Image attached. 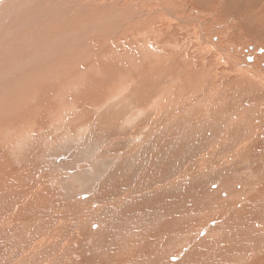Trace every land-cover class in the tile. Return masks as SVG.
I'll list each match as a JSON object with an SVG mask.
<instances>
[{
  "label": "bare ground",
  "instance_id": "bare-ground-1",
  "mask_svg": "<svg viewBox=\"0 0 264 264\" xmlns=\"http://www.w3.org/2000/svg\"><path fill=\"white\" fill-rule=\"evenodd\" d=\"M190 2L197 3V5L201 9L208 10L211 13L215 14V16L213 15L215 18L211 19L212 16L209 13H208L209 17L205 18V19H202L201 15H199L197 17L196 16L189 17L188 16L189 13L187 14L188 10L190 9L192 11H197L196 7H194V6L192 7L189 3H183L182 4V0H0V77H2L4 74L9 73L11 71L17 72L19 70H21V71L24 70V71H22V74L25 73L26 75H30V74L31 75H37L38 74L37 77L39 76V74H42L43 72L45 73V72H49V71H53V70H57V69L59 70V72H60V70L68 72V70L71 69L70 65H68L70 62L68 64H66V62H63V61L65 60V58L72 55L73 51L79 50L80 45L83 44V43H81L82 41H84L88 36H91V35L96 36L100 39H107L110 37L115 38L116 34L124 33L125 28H124L123 24L126 22L127 23L131 22L133 29H135L134 31L135 32L138 31L136 33L130 31V35H127V36H130V38H132L133 36L140 34V30L142 29L144 22L139 21L138 26H137V23L135 24V22H137V21L134 22L135 19L130 14L131 10H130L129 6H132V5H136V6H138V8L140 7L141 10H142V8H143V10L147 9L150 12V14H152V15L153 14L154 15H162V17L163 16L165 17V18L163 17L164 19L163 18L161 20L159 19V23L156 24L157 26L149 25L147 28L148 30L145 28L143 30V33H144V31H147L149 33L152 30L151 28H153V30L158 29L157 31L154 30L156 34L158 33L157 36L160 34L171 35L173 33L172 29H170L172 31V33H171V31L169 32L171 34L165 32V31H167V29L165 27H167L169 25V23H171V22L173 23L174 26H172V25L171 26L169 25V26L171 28L173 27L174 30L175 29H181L184 31L186 29V25L192 24V32L188 31L189 33H191L190 35H188V34H187V36H186V34L180 35L183 37L182 41H178L177 40L178 38H177L176 39V41H177L176 45H172L170 47L168 46L167 49L165 48L164 50H161L162 52L159 51V53H158L157 51H155V52H157V54H154L153 56H150V54H149V52L152 49H155L158 46L157 45L158 42L156 43V45H154L155 44L154 43L153 45L150 44V45L145 46L144 50L146 53V59L144 60V62L142 64V66H143L142 74L141 73H134V72H136V69H135L134 65L130 62H128L127 65H118L120 67L118 69H116V71L118 70L121 72V74L123 73L124 75L134 73V74H132V75H134V77L131 80L129 79L128 81L120 82L116 85H113L110 88H103L104 92H102L99 97L97 95V98H95L93 100L96 101V104L101 105V106L106 105V104H107V106L109 105L110 107L108 106L109 108L107 111L105 108L103 110H105L106 112H109V113L112 112L114 114H116V112H118V111L114 110L117 107L113 106V103H114L113 100H115V103H117V101H120V100L126 102L125 98H126V100H128L127 98L130 97L131 100H128V101H134V100L143 101V103L141 102L143 105L142 107L147 108V109H151L153 111V113L149 114L150 120H149L148 124H151V121H152V124L150 125V127L148 126V128L146 129L147 133L146 132H145L146 134L143 133L144 134L143 137L137 136L138 139L141 138V140L143 142L145 141V143H146V141L154 140L155 139L154 135H156L158 132H160L162 130L161 128H163V129L167 128V130L169 128H171L168 131H171V133H172V132H174L173 130H180L182 128L184 129V127H185L186 129H184V130H187V131L183 133V136L187 137L188 135H191V134H197V135H199V134L204 135L205 134L204 139L210 133L213 132V134H214L215 129H216V131H219L220 132L219 135L210 139L212 141H210L208 138V140L210 142H215V143H212L213 145H215L214 146L215 150H213V149L210 151L208 150L209 152L207 154H204V152H203L204 155L201 156L202 159L197 158L194 161V163L191 166H189L191 168L190 170L193 173H198L199 177L203 176V179H200V180L203 181V180L207 179L206 181H209L215 175V174L213 176L211 175L212 176L211 177L210 174L212 172H221L222 171V169L224 167V165L222 164L223 162H224V164L226 163V165L229 164L230 162H232L233 164L241 163L239 166H235V167H237L235 174H238V175L239 174L243 175L244 173L250 174L251 173L250 171L252 170L253 172H256L259 175H261V176L256 177L254 179V180H256L258 178V179H260L259 180L260 182L258 185H256L257 184L256 182H258V181L255 182L252 179V181L244 182L245 184L241 185L238 183L233 184L229 180H227L226 182L223 181L222 187L227 188L225 190V192H223L225 194L221 193V198L223 200L227 197L230 198L231 196L234 197V195H240L242 190H244L245 194L247 195L246 196L244 194L246 196V198L244 200L242 199L243 203H241V204H237L239 201L241 202L240 199L236 200L238 202H234V199H233V201L228 202L231 205L236 204L234 207L235 210H234L233 206H231L232 209L230 208L227 211L226 205L214 207L213 206L214 204L212 203L211 206H213V207L210 206L211 207V209H210V207L208 206V208L204 212V210H203L204 206L203 205H198V204L196 205V206H198L197 210L199 211V213L203 217L200 220V222L198 221L200 223V225H196L191 229H192V234L197 236V238L199 239V244L201 245V251L199 250L200 252L196 253L197 256L194 255L195 249H196L195 248L196 246L194 244L196 242H193L191 240L194 244L191 245L190 248H188V247L186 248L188 250H190V249L192 250V260H191L192 262H190L188 264H200L199 262H202V261L205 262L204 264H221L220 260L216 259L217 256L215 254L216 249L218 247L219 248L221 247L224 249V255L226 256V258L229 257L231 259L232 264H264V167L260 166V168H259V166L256 164V163H258L259 165L260 164L264 165V98L262 96V94H264V63L260 67H257L255 59L253 62V58L251 56L252 55L251 51H249V52L246 51L247 55L245 57V54H243L241 52L240 53L237 52V50H238L237 44H234V45L231 44L230 45L228 43L229 39L228 40L226 39L227 36H226V31H224V29L221 30L222 32L219 30L220 32L218 31V33H217V30H218L219 24H220L219 22H222L224 24V22H229V20L231 19L235 23H237V26H238V28H233V29H235V38L238 39L239 35H241L242 33H243L244 37H247V40L243 43V44H245L246 49L251 46L253 49L260 47L264 50V0H194V1H190ZM118 4H120V7L118 6ZM169 5H170V7L172 5H175L174 7H177L176 10H177L178 14L179 13L183 14V16L180 18L182 24H179V25H181V26H178L177 24H175V23H178L179 20L176 19L174 16H173V20L172 21L170 20V17L168 14L170 12H169V9L167 8ZM133 7L134 6H132V8ZM166 8H167V10H166ZM142 11H141V13H142ZM135 12H136V10H135ZM200 12H201V10H200ZM202 12H204V11H202ZM136 14H137V12H136ZM147 14H148V12L146 13V15ZM132 15H133V13H132ZM152 15H151V17H152ZM167 16L169 17V19ZM202 16H203V13H202ZM141 17H143V15L140 16V18ZM137 18H139V17H137ZM166 18H167V21H166ZM150 20H151V18H150ZM168 21H169V23H168ZM202 22L205 24L204 29L201 28ZM129 24L130 23H128V25ZM165 24H166V26H165ZM232 24H234V23H232ZM212 26L214 27L216 32L211 28ZM127 28H129V27H127ZM228 29H229V27H228ZM15 30H21V31L15 32ZM189 30H191V29L189 28ZM128 31H129V29H128ZM154 31H152V32H154ZM160 31H161V33H159ZM125 33H126V31H125ZM148 33L146 35L150 34V33L149 34ZM174 34L176 36V32L173 33V36H174ZM82 36H83V38H81ZM232 36H234V35H232ZM121 37H123V36H120V38ZM174 37H173V39H174ZM182 37H181V39H182ZM213 37H217V39H214ZM114 38H113V40L116 39V38L115 39ZM143 38L144 37H142V39ZM168 38L173 40L170 37H168ZM6 39L8 41H6ZM91 40L92 39H90V41ZM132 41H131V43H132ZM139 41H140V39H139ZM155 41H156V39H155ZM141 42H142V40H141ZM149 42H150V40H149ZM110 43H112V42H110ZM137 43H139V42H137ZM143 43L146 44V42H143ZM173 43H174V40H173ZM124 44H126L125 38L124 39H117L116 43L114 42V44L112 46L114 49V45H115V49L118 52V55H116L115 57L116 58L122 57V60H120V61H128L129 59H131L130 57H128V54H123L122 50H125L127 48L134 50V48H135V47H133V45L129 46L127 44L126 46H124ZM165 44H166V41H165ZM108 45H107V47H108ZM181 46H183V47H181ZM158 47H160V46H158ZM254 53H258V51L254 52ZM74 54H75V52H74ZM232 55H236L237 57H231ZM247 56H249V57H247ZM256 56L254 54V57H256ZM135 57H137V56L135 55ZM125 58H127V59H125ZM71 60H72V57H71ZM153 60H156L158 62V65H159L158 67H157V65L153 66ZM257 63H260V62H257ZM10 69H13V70L9 71ZM25 69H27V70L25 71ZM19 73H21V72H19ZM73 73L76 74V72H73ZM53 75H56V73ZM56 76H58V75H56ZM71 77H73V76H71ZM110 77H111V75H110ZM59 80L64 81V79H61V78ZM65 80H66V78H65ZM3 81H2V83H3ZM33 81H35V80H33ZM2 83L0 84V89H1ZM72 83H71V85H73ZM36 85L37 84H35V86ZM72 88H73V86H72ZM76 88L77 89H75V91H74V89H72V90L74 92H76V90H79L80 89L79 85ZM132 88H133V90H132ZM9 93H10V91H9ZM56 93H58V92H56ZM63 93L65 94V92H63ZM69 93H70V95L72 94V96L74 97V95L75 94L77 95L78 92L72 93V91H71ZM127 93H130V95L125 97L124 95ZM8 94L6 93L7 97L10 96V94L9 95ZM81 94H82V92H81ZM78 96L77 97L79 99V102H82V101H80L81 100L80 95H78ZM3 97H2V99H3ZM66 97L67 96L65 95V98ZM71 98H70L71 102H68V103H71V106H73V105L77 106L75 103H78V102H74V101H77L78 99L77 100H71ZM4 99H5V97H4ZM41 100H43V99H41ZM93 100H91V101H93ZM15 101L16 100H13V101L10 100V102H8V103L5 101V103L14 106ZM121 101H120V104H121ZM0 102H1V98H0ZM5 103H3V102L0 103V111L2 110L3 104H5ZM35 103H36V101H35ZM43 103L41 105V109L46 110L45 108H42ZM17 104L19 105V103H16V105ZM31 105H30V107L33 109L34 106L32 107ZM66 105H67V103H66ZM66 105L64 104V106H66ZM124 105H126V104H124ZM37 106H39V104ZM116 106H117V104H116ZM66 108H68V107L66 106ZM21 109H23V108H20V111H21ZM27 109H28V107H27ZM41 109L39 108L40 111H42ZM49 109H50V106H49ZM123 109H126V108H123ZM3 110H6V109H3ZM10 110H11V107H10ZM51 110H52V113L54 111H57V110L60 111V107L58 109L52 108ZM62 110L64 111L63 108H62ZM43 111H42V113H43ZM119 111H121V109ZM22 112H23V110H22ZM29 112H30V110H29ZM122 112H124V111H121V113ZM125 112H127V111H125ZM9 113H10V111H9ZM46 113H44V115ZM121 113H119V114H121ZM55 114H56V112H55ZM63 114H65V113H63ZM67 114H66V117H67ZM119 114H116V115H119ZM128 114H130V113H128ZM128 114L126 113L127 118H128ZM143 114H145V113H143ZM31 115H33V114H31ZM31 115H29V116H31ZM122 115H123V113H122ZM146 115L148 116V114H146ZM29 116L28 115H26V117H24V116L23 117H20V116L13 117L12 116L11 118H8L7 115L5 116V115L0 114V153L8 145L11 144V141L7 140L4 137L10 136L11 138H17L21 134H24L27 136V135H30L28 133L29 128L33 127V129L35 130L34 124H35L36 119L34 118V120H35L34 121ZM145 116H144V118H145ZM37 117H39V116H37ZM140 117H142V115ZM40 119H41V117H40ZM57 119L58 118L54 119L55 122L57 121ZM63 119H66V118H63ZM41 120H43V119H41ZM216 120H219L222 123H224L226 128H224L223 134H222V131L219 129L221 127H210L209 123L210 122L215 123ZM212 121H214V122H212ZM48 122L50 123V121H48ZM62 122H61V126H62ZM49 123L47 125H49ZM129 125L131 127L133 124H129ZM196 125L201 126V127L199 126L201 128L200 131H199V129L196 128ZM44 126H46V125H44ZM214 126H217V125H214ZM133 128H134V126H133ZM241 129H242V131H243V129H245L246 131H244V132H246V133H244V132L242 133L241 131H240L241 134L238 133V130H241ZM163 133H164V135H166L165 132H163ZM169 133H167V134L169 135ZM235 133L240 138L242 136L244 137L245 135H248V136H246L244 139L242 138V140H244L242 142H238V140H237V142L239 143L238 146L231 144L233 151L227 155V158H224V161L221 160V161H223L222 163L220 161H218L217 165L212 164L213 162H216V161H213V159H212V162H211L210 159H208V158H212L210 156L215 157V155L217 154L216 148L225 146L228 141L233 140ZM131 135H133V134H131ZM139 135H141L140 132H139ZM237 136H235V138H237ZM49 137H51V136H49ZM195 137L198 138L197 136H195ZM41 138H43V137H41ZM178 138H180V137H178ZM189 138H190V136H189ZM196 138H195V140H196ZM165 139H166V137H165ZM48 140H50V139H48ZM185 140H186V138H185ZM185 140H184V142H185ZM206 140H207V138H206ZM142 141H140V142L142 143ZM169 141H170V138L168 139V142H167L168 144H169ZM172 141H173V139H172ZM187 141H189V139ZM191 141H192V143L194 142L192 139H191ZM200 141H201V139H200ZM158 142H159V139H158ZM234 142H236V140ZM163 143H164L163 145H165L166 142H163ZM185 143L187 144V142H185ZM201 143H202V141H201ZM45 144H47V143H45ZM61 144H63V143H61ZM137 144H140V143H137ZM168 144H166L165 147H168L169 146ZM178 144L180 145V143H178ZM204 144H205V140H204ZM154 145H156V144H154ZM201 145H202L201 147H203V143ZM151 146H152V144H151ZM172 146H174V144ZM176 146H175V148L178 147V146L177 147ZM138 147H139V145H138ZM182 147L180 148L181 150L185 146L183 148ZM86 148H87V145H86ZM156 148H157V146H156ZM161 148L165 149L164 147H161ZM198 148H197V150H198ZM225 148H227V147H225ZM48 149H50V148H48ZM88 149H89V147H88ZM136 149H137V147L133 149L134 151L132 150V153L135 152ZM147 150L150 151V148ZM154 150H156V149H154ZM184 150H185V148H184ZM156 151H155L154 155L156 154ZM172 151H174V150L172 149ZM44 152H45V150H44ZM95 152L97 153V151H95ZM151 152L152 151H150L148 153L151 154ZM162 152L164 153L165 150ZM182 152H183V150H182ZM193 152H194V150H193ZM196 152H199V151H196ZM148 153H147V155H149ZM158 153H160L159 150L157 152V156H158ZM169 153L171 154L172 152H169ZM127 154H129V153H127ZM154 155H153L154 162H156L161 157V155H159L160 157L157 160L155 159L156 155L155 156ZM190 155H192V153ZM78 156H79V154H78ZM128 156H130V155H128ZM176 156L174 155V157H176ZM182 156L183 157L185 156L184 153ZM187 156H189V155H187ZM217 156H218V154H217ZM220 156H221V154H220ZM220 156H218V157L220 158ZM162 157H164V156H162ZM177 157H179V156H177ZM151 158H152V156H151ZM187 158L185 160H187ZM164 159H165V157H164ZM173 159L176 162V159L175 158H173ZM78 160H80V159H78ZM169 160L171 162H173V160H171V159H169ZM179 160H180V158H179ZM214 160H219V159L217 158ZM152 161H150V162H152ZM166 161L167 160H165L163 163H165ZM170 161H169V163H170ZM204 163L206 164V166H204ZM232 163H231V165H232ZM251 163H255L258 168H254L255 167L254 165H253L254 167H252ZM153 164H155V163H153ZM149 165H150L149 167H151V164H149ZM161 165H164V164H162V162H161ZM172 165H174V164H172ZM56 166H58V165H56ZM91 166H93V165H91ZM197 166H199V168H197ZM4 167L7 169L6 166H4ZM152 167H153V165H152ZM173 167H175V166H173ZM204 167L208 168L205 172L202 171L203 169L205 170ZM154 168L155 167L151 168V170H153ZM3 169L4 168H0V184H4L5 182H10L9 178L1 177V175L3 174L2 173ZM177 169H176V171H177ZM168 171H169V169H168ZM209 172H211V173H209ZM237 172H240V173H237ZM7 174L5 172L6 176H7ZM154 174H157V173H153V175ZM183 174H185V173L183 172ZM196 175L192 174V176H196ZM12 176H9V177H12ZM165 176L162 175V177H160V178H165ZM234 177H236V175H234ZM14 178H15V176H14ZM182 178H183V176H182ZM187 178H190L189 173H188ZM220 178L222 179V176ZM247 178H252V177H248L246 175V179L244 181H246V180L248 181ZM12 179H13V177H12ZM151 179L153 181L157 182L156 181L157 179L156 180L154 178H151ZM214 179H215V181H217V179L215 177H214ZM240 179H242V177ZM200 180H198V181H200ZM158 181L160 182V179ZM162 181H163V179H162ZM184 181H185V179H184ZM190 181H192V180H190ZM215 181H213V182H215ZM58 182H61V181H58ZM186 182L188 183L187 180H186ZM194 182H196V181H194ZM215 183H217V182H215ZM179 184H181V183H179ZM191 184L192 183H190V185ZM213 184H212V187L215 190L216 188H214L215 185L213 186ZM183 185H185V184H183ZM104 186H106V185H104ZM24 189H25V187H24ZM48 189H50V187ZM91 189H93V188H91ZM2 190H4V189H2ZM188 190H189V187H188L187 191ZM207 190H205V191H207ZM104 191H105V189H104ZM210 191L211 190L209 188V192ZM217 191L219 193V190H217ZM217 191H215V192L217 193ZM4 192H5V190H4ZM192 192H195V191H192ZM192 192H190L191 196H192ZM197 192L198 191L196 190L195 193L197 194ZM204 192H202V197H203ZM211 192H213V191H211ZM37 193L38 192H34L32 194L35 197ZM216 193H215V195H216L215 197H217L220 194L219 193L217 195ZM97 194H99V193L97 192ZM106 194H107V192H106ZM207 194H209V193H207ZM37 195L39 197V194H37ZM186 195H188V194H186ZM193 195H194V193H193ZM33 196H31V198H33ZM205 196H206V193L204 194V197ZM211 196H212V194L210 196H208V197L206 196V197L211 198ZM213 196H214V194H213ZM112 197H114V196H112ZM194 197H198V196H194ZM215 197H213V198H215ZM238 197L239 196H237V198ZM41 198H42V196H41ZM41 198L39 200H41ZM114 198H117V197H114ZM199 198H200V196L198 197V199ZM203 198H201V199H203ZM33 199H35V198H33ZM43 199H45V197ZM91 199L95 200L97 202V204L93 203ZM91 199L87 198V197L79 198V202L81 204H83L85 207L79 206L81 208H77L78 207V205H77V207L75 208V211H73L75 215L78 214V218H77L78 227L80 226L82 229L86 226L90 227L92 230H93V228L95 229V226H94V224H96L95 221H99L100 219H102L105 216L104 210L102 209L104 207H103V205L99 204V203H101L100 198L98 199L94 196L93 197L91 196ZM222 199H221V201L223 204ZM51 200H53V199H51ZM71 200L73 202V199H71ZM194 200H192L194 204L196 202H198V200L197 201H194ZM214 201H215V199H214ZM221 201L219 203H221ZM28 202H30V201H28ZM205 202H207V201H205ZM41 204H42V202H41ZM65 204H62V205H65ZM183 204L185 205V203H183ZM183 204H182V206H183ZM192 204L189 203V205H192ZM199 204H200V202H199ZM204 204H206V203H204ZM90 205H93V206H90ZM69 206H70V204H69ZM180 206H177L175 208H179ZM196 206H192L193 209ZM23 207H25L24 204L21 205V208H23ZM51 209H52L51 212L54 211V213L61 212L58 210V207H55V206H53ZM142 209H143V207H142ZM142 209H141V211H142ZM208 209L210 210L209 211L210 213L211 212L214 213L213 216L207 215ZM19 210H21V209L18 208L14 212H5L4 211L5 213L3 212L1 214L4 217V220L2 221V223H1L2 225H0V226L2 227L3 223H6L5 226H7V229L4 226L3 227L5 228L6 231L4 230V228H3V230L1 227L0 228L2 231H4V232H2V234H4V233L8 234L7 240H9L10 242L8 244H6V242H5V244L8 245L6 247L12 248V246H14V247L21 248L23 250V252L25 253L24 258L22 257V255L17 256V254L19 255L20 253L14 251L15 249L13 250V248H12V249H9L8 251H6V252H11V255H9L8 257H5V259L6 258L9 259V257L17 256V258L20 257L19 263H27V264H130L129 263L130 259L134 258L135 253H137V252H135L133 255V252L136 249V248H134L135 247L134 242H131V241L126 242L125 241V243H121L120 241L116 242L114 239L118 233H121L122 230H120V228L122 226L125 227L127 225V220H130L129 217L125 219L126 222L123 220V223L121 226H116L117 221L113 220V222L110 225V231L109 232L104 230L103 232L99 233L97 231V229L95 231H93V233H91V238L94 241V243H93V246H91V247L87 248L86 245L84 244L82 249H79V247L83 245V240L79 235L75 236V237L80 238L79 246H75V248L72 251H68V253H70V252L73 253L72 256L70 254H68L67 252H65L64 257H61L59 254L49 253V252H53V251H58L61 248H58L55 245H50V247L44 246L42 243H44V244H48V243L52 244V243L50 241L47 242V241L40 240L38 236L36 237V235L32 234L33 233L32 229H30L29 227H25L22 223H20V222L15 223V224L13 223L12 219L18 214ZM24 210L26 211V209H23V211ZM30 210H32V209H30ZM37 210H36V212H37ZM130 210H131V207H130ZM133 210H134V208H133ZM189 210H191V209H189ZM23 211H22V213H23ZM83 211H86V213H83ZM65 212H68V211H65ZM194 212H195V209H194ZM227 212H228V214H227ZM24 213L28 214L29 212H24ZM33 213H35V212H33ZM126 213H129V212L127 211ZM182 213H184V212H182ZM203 213H204V215H203ZM234 213L238 217L234 216ZM41 214H40L41 217L44 216ZM67 214L68 213L65 214V217H68ZM74 214H72V215H74ZM184 215H185V213H184ZM29 216L31 217V215H29ZM45 216H46V214H45ZM244 216H246V219L243 218ZM49 217H51V216H49ZM52 217H53V219H55L56 214H55V217L54 216H52ZM26 218H29V217H26ZM26 218H24V219H26ZM42 218H44V217H42ZM61 218H63V217H60V220H59L60 222H61ZM21 219L23 220L22 217H21ZM69 219L67 218L66 222ZM205 219H209V220L215 219L216 220L215 222L217 224L211 226L210 229H207L205 231L202 229L203 230L202 231L201 228L204 227L206 224ZM71 220H72V218H71ZM44 221H42V223ZM63 221H65V219H63L62 222ZM46 222H45V224H46ZM55 222L58 225L60 224L56 220H55ZM66 222H64L63 224H65ZM154 223H155V221H154ZM47 224H48V226L52 227V225H49V223H47ZM39 226H40V224H39ZM53 227H54V225H53ZM32 228H34V227H32ZM40 228L41 227H39V230H40ZM46 228L47 227H45V229ZM57 228H58V226L57 227L55 226L53 231H55V229H57ZM66 228H68V227H66ZM75 229H76V227H75ZM87 229L85 231H87ZM7 230H8V233H7ZM43 230H44V228H43ZM50 230H49V232H50ZM62 230H66V229L62 228ZM47 231L48 230H46V232H45V230H44V232H45L44 234H46ZM56 231L54 233L58 234L57 233L58 231L57 232ZM174 231L175 230H173V232ZM73 232H74V230H73ZM159 232H162V231H158V234H160ZM177 232H178V230H177ZM179 232H180V230H179ZM225 232H227V233H225ZM38 233H36V234H38ZM40 233L43 234L42 231ZM80 233H82V232H80ZM30 234H32V235H30ZM52 234L49 236L51 237ZM95 234H97L96 239L93 238V236ZM178 234H180V233H178ZM186 234L187 233H185V235ZM68 235H69V232H68ZM45 236L46 235H42L41 237H45ZM109 236L111 237L110 240L108 239ZM188 237H191V236H188ZM47 238H48V240L51 239V238L49 239V237H47ZM186 238H187V236H186ZM53 239H55L54 234H53ZM68 239H69V237H68ZM102 239H105L104 240L105 244L108 242V240H109V242H112V247L105 249V248H102L101 246H99V244L102 243ZM195 239H196V237H195ZM186 240H189V238ZM55 241H57V240H55ZM183 241H185V238ZM188 243H190V242L188 241ZM11 244H12V246H11ZM64 247H65V245H64ZM53 249H56V250H53ZM62 249H64V248H62ZM88 249H91V250L89 251ZM1 252H2V249H1ZM138 253H142V252L139 250ZM188 253H191V252H188ZM2 254L3 253H1V255ZM76 254H78V256ZM150 256H151V254H150ZM1 257H4V256H0V258ZM136 257H137V259L142 258V257L138 258V254L136 255ZM143 258H144V256H143ZM146 258H149V257H146ZM3 259L0 261L3 262L4 261ZM14 259H16V257Z\"/></svg>",
  "mask_w": 264,
  "mask_h": 264
},
{
  "label": "rangeland",
  "instance_id": "rangeland-1",
  "mask_svg": "<svg viewBox=\"0 0 264 264\" xmlns=\"http://www.w3.org/2000/svg\"><path fill=\"white\" fill-rule=\"evenodd\" d=\"M190 1H194V0H190ZM190 1L189 0H182V4L183 3H189L192 7L193 6L196 7L197 11H192L190 9L188 10L187 14L189 13L188 14L189 17H194V16L197 17V16L201 15L202 19H205V18H208L209 17L208 15L210 14L212 16L211 19L215 18L214 17L215 14L211 13L208 10L201 9L197 5V3H192ZM118 6L120 7V4H118ZM132 6L135 7L136 5H132ZM132 6H129L130 10H131L130 14L132 17H134V19H135L134 22L137 21V22H135V24L137 23V26H138L139 21L144 22L143 23L144 25H143L142 29L140 30V34L135 35L132 38H130V36H127V35H130V31L134 32V33L138 32V31H136V32L134 31L135 29H133L131 22H128V23H130L129 24L130 26L126 22L123 24V26L125 28L124 30L126 31V33L124 31V33H122V34L121 33L116 34L115 35L116 39L114 37H110L111 39L107 38L108 40L107 39H100L96 36L91 35V36H88L84 41H82L81 43H83V44L80 45L79 50L73 51V54L69 56L70 58L67 57L63 61V62H66V64H68L70 62L68 65H70L71 69L68 70V72L63 71V70H60V72H59V70L57 69V70H53V71H49V72H45V73L43 72L42 74H39V76L37 77L38 74L37 75H31L30 74L31 75L30 76V75H26L25 73L22 74V71H24V70H22V71L19 70L16 72V71H11L13 69H10L9 71H11L12 73L9 72V73L4 74L2 77H0V84L4 80L2 83L1 89H0L1 102L5 103V101H6L8 103V102H10V100H12V101L16 100L14 102V104H15L14 106H12L10 104H6V103H5L6 105L3 104V108L0 111V114L5 115V116L7 115L8 118H11L12 116L13 117H16V116L26 117V115L29 116V115L33 114L34 116L31 115L29 117L32 118L33 120H34V118L36 119V121L34 120L35 121V124H34L35 130L33 129V127H31V128H29V132L27 131L30 135L26 136L24 134H21L17 138H11L10 136L4 137L7 140L11 141V144L8 145L2 151L3 153L2 152L0 153V160H1L0 161V168L5 169V170L4 169L2 170L3 174L1 175V177L9 178L10 182H5L4 184H0V188H1L0 189L1 190L0 191V221H1L0 225H2L1 223L4 220L3 215H1L4 211L5 212H14L19 208L21 210L18 211V214L16 215L17 217L15 216L12 219L13 223L14 224L18 223V222L22 223L25 227H29L30 229H32V232H33L32 234L36 235V237L38 236L40 240L47 241V242L50 241L52 243V244L42 243L44 246L50 247V245H55L58 248H61L58 251H53V252H49V253L59 254L61 257H64L65 252L68 253V251H72L75 248V246H79L80 238L75 237V236L79 235L83 240V245L80 246L79 249H82L84 244L86 245L87 248L91 247V246H93V243H94V241L91 238V233H93V231H95L97 229V231L99 233L103 232L104 230L109 232L110 231V225L113 222V220L117 221L116 226H121L123 223V220L126 222L125 219L129 217L130 220H127V225L125 227L122 226L121 227L122 229L120 228V230H122L121 233H118L114 239L116 242L120 241L121 243H125V241L126 242L131 241V242L135 243L134 248H136V249L133 252V255L135 252H137V253H135L134 258L130 259V262H129L130 264H166V263L167 264H188V263L192 262L191 261L192 260V250L191 249L188 250L186 248L187 247L190 248V246L194 244L193 242H196L194 245L196 246L195 248L197 250L195 249L194 255L197 256L196 253L201 251V245L199 244V239L197 238V236L192 234V229H191L196 225H200L199 222L203 217V216H201V214L197 210L198 206H196V205L197 204L203 205L204 206V208H203L204 212L208 208V206L210 207L212 205V203L214 204L213 205L214 207L226 205L227 211H228V209H230V208L232 209L231 206H233V208H234L236 205V204L231 205L228 202L233 201V199H234V202H238L236 200L240 199L241 202L239 201L237 204H241V203H243L242 199L244 200L247 195L245 194V191L242 190L240 195H234V197L231 196L230 198L227 197L223 200L221 198V193L225 192V190L227 189L226 187L225 188L222 187L223 181L226 182L227 180H229L233 184L238 183V184L243 185V184H245L244 182H250V181H252V179L254 180L256 177H259L261 175H259L256 172H253L252 170L250 171L251 172L250 174H246V173H244L245 175L244 174L243 175L235 174V171L237 169V167H235V166H239L241 163L233 164L232 162H230L229 164L226 165V163L224 164V162H223L224 158H227V155L233 151L231 144L238 146V144H239L238 142L244 141V140H242V138L244 139L248 135H245L244 137L242 136L240 138L235 133L233 140L234 141L236 140V142H234L233 140L228 141V142L226 141L227 144L225 146L217 147L216 151H217L218 156H220V154H221V156H220L221 159L217 156V154L215 155V157L210 156L212 158H208V159H210L211 162H212V159H213V161H216V162L212 163L214 165H217L218 161H220L221 163L223 162L222 164L224 165V167H223L221 172H212V173L209 172V173H211L210 176L211 175L213 176L214 174L216 175V176L214 175L213 177L211 176L212 177L211 180L206 181L207 180L206 179V180L202 181L200 179H203V176L199 177L198 173H193L190 170L191 168L189 166H191L197 158L202 159L201 156H203L204 154H207L212 149L215 150V147H214L215 145L212 144L215 142H210V141H212L210 139L219 135V133H220L219 131H216V129H215L214 134L212 132L206 136V138H207V140H206V138L204 139L205 134L204 135L191 134V135L187 136L188 138L183 136V133L187 131V130H184V129H186L185 127H184V129L182 128L183 130L182 129L173 130L174 132H172V133H171V131H168L171 128H169L168 130H167V128H164V129L161 128L162 130L160 132H158L156 135H154L155 137L153 136L155 138L154 140L146 141V143H145V141L143 142L141 140V138L138 139L137 136L143 137V135H144L143 133H145V132L147 133L146 129L148 128V126L150 127V125L152 124V121H151V124H148L149 120H150L149 114L153 113V111L151 109H147V108L142 107L143 101H137V100L128 101V100H131V98L128 97L127 98L128 100H126V98H125L126 102L120 100L121 101V104H120V101H117V103H115V100H113V102H114L113 106L117 107L114 110L118 111V112H116V114H119V113H121V111H124V112H122L123 115H122V113L119 115H116L112 112L111 113L106 112L108 110V108L110 107L109 105H108L109 106L108 107L107 104L102 105V106L96 104V101L93 99L97 98V95L99 97L100 94L102 92H104L103 88H110L113 85H116L120 82L128 81L129 79L131 80L134 77V75H132L134 73H141L142 74V69H143L142 64H143L144 60L146 59V53L144 50L145 46L150 45V44L153 45L154 43H155L154 45H156V43L158 42L157 45L160 47L157 46L156 47L157 49L156 48L152 49L149 52L150 56H153L154 54H157V52L158 53H159V51L162 52L161 50H164L165 48L167 49L168 46L170 47L172 45H176L177 44V41H176L177 38H178L177 39L178 41H182L183 37L180 35L186 34V36H187V34L188 35L191 34L189 32H192V24L186 25L185 31L181 30V29H175L174 30L173 27L172 28L170 27L171 25L174 26L173 23L171 22L173 20V16L179 20V22L175 23V24H177L178 26H181L179 24H182L180 18L183 16V14L182 13L178 14V12L176 10L177 7H174L175 5H172L171 7L169 5L167 8L169 9V12H170L168 14H169L171 23H169V21H168L170 26L168 25L169 27L168 26L165 27L167 29V31H165V32L169 33L171 31L170 29H172L173 33L176 32V36L174 34V36L176 38L173 36L172 31H171L172 34L169 33L172 36L168 35V34H165V35L160 34L157 36L158 33L156 34L155 31H157L158 29H154L155 30L154 31L153 28H151L152 30L150 29L151 30V32H149L150 34L147 31H144V33H143V30L145 28L147 29L149 25L157 26L156 24L159 23V19L161 20L164 16L162 17V15H154V14L152 15V14H150V12L147 9L143 10V8H142V10H143L142 11L140 7H139L140 8L139 9L138 6H136L135 8L134 7L132 8ZM167 8H166V10H167ZM134 9L136 10L137 14H136ZM200 10H201V12H200ZM141 11H142V13H141ZM202 11H204V12H202ZM147 12H148V14H147L148 16L146 15ZM132 13H133V15H132ZM202 13H203L204 17L202 16ZM141 14L143 15V17H141L142 19L140 18V16H142ZM151 15H152V17H151ZM136 16L139 17L140 19L137 18ZM149 17L151 18L152 21L150 20ZM169 17H168V19H169ZM166 21H167V18H166ZM219 23L220 24H219V28L217 30V33L219 30L221 31L222 29H224V31H226V36H227L226 39L227 40L229 39L228 43L230 45L231 44L232 45H234V44L238 45L237 52H239V53L241 52V53L245 54V57H246V55H247L246 51L247 52L251 51L252 53L251 52L250 53L252 55L251 54L250 55L253 58V62H254V59L256 60V66L257 67H260L264 63V60H263L264 59V50L262 48L258 47L259 49L258 48L253 49L250 46L249 47L250 49L247 48L248 49L247 50L245 47V44H243L247 40V37H244L243 33L241 35H239L238 39L235 38V29H233V28H238L237 23H235L231 19L229 20V22H224V24L222 22H219ZM232 23H234V24H232ZM126 26L129 28H127ZM165 26H166V24H165ZM204 26H205V24L202 22L201 28L204 29ZM228 27H229V29H228ZM189 28L191 30H189ZM211 28L215 31L213 26ZM128 29H129V31H128ZM20 31L21 30H15V32H20ZM152 31H154V32H152ZM147 33L149 35H146ZM159 33H161V31ZM232 35H234V36H232ZM120 36H123V37L120 38ZM141 36L144 37L143 38L144 40L142 39ZM151 36L152 37L154 36V37L152 38ZM168 37H170L172 39L174 37V39H173L174 43H173V40L169 39ZM181 37H182V39H181ZM81 38H83V36ZM113 38L115 40H113ZM124 38H125V43H126V44H124V46H126L128 44L129 46L133 45V47H135L134 50L128 49V48L125 50H122L123 54H128V57L131 58L128 61H120V60H122V57L116 58L115 56L118 55V52L115 49V45H114L115 50L112 47L114 42L116 43L117 39H124ZM213 38L217 39V37H213ZM90 39H92V40L90 41ZM139 39H140V41H139ZM155 39H156V41H155ZM141 40H142V42H141ZM149 40H150V42H149ZM6 41H8V40L6 39ZM131 41H132V43H131ZM136 41L139 43H137ZM165 41H166V44H165ZM110 42H112V43H110ZM143 42H146V44ZM107 45H108V47H107ZM181 47H183V46H181ZM155 51H157V52H155ZM257 51H258V53H254ZM74 52H75V54H74ZM254 54H255V56L256 55L257 56L254 57ZM135 55L137 57H135ZM71 57H72V60H71ZM231 57H237V56L232 55ZM247 57H249V56H247ZM125 59H127V58H125ZM128 62H130L134 65L136 72H134L132 74L124 75L123 73L121 74L120 71H118V70L116 71V69H118L120 67L118 65H127ZM257 62H260L261 64L257 63ZM155 65H157V67L159 66L158 62L156 60H153V66H155ZM26 70L27 69H25V71ZM19 72H21V73H19ZM73 72H76V74ZM55 73L58 76L53 75ZM110 75H111V77H110ZM71 76H73L74 78ZM30 77L31 78L33 77V78L31 79ZM60 78L64 79V81L59 80ZM65 78H66V80H65ZM33 80H35V81H33ZM70 82L71 83L73 82L72 83L73 85H71ZM76 83L79 85L80 89L78 88L79 90H76V92H74L75 89H77L76 87H78V85ZM35 84H37V85L35 86ZM66 84L67 85L69 84L68 85L69 87ZM72 86H73V88H72ZM72 89H74V91ZM132 90H133V88H132ZM9 91H10V93H9ZM71 91H72V93H77V92L78 93H77V95L75 94L73 97L72 94L70 95V93H69ZM56 92H58V93H56ZM63 92H65V94ZM81 92H82V94H81ZM6 93L7 94L9 93L10 96L7 97ZM65 95L67 96L66 98H65ZM78 95H80V98H81L80 101H82V102H79V99H78L79 96ZM128 95H130V93H127L124 96L127 97ZM3 96L5 97V99ZM262 96L264 98V94H262ZM2 97H3V99H2ZM70 98H71V100H77L78 99L77 101H74V102H78V103H75L77 106H74V105L71 106V103H68V102H71ZM41 99H43V100H41ZM91 100H93V101H91ZM35 101H36V103H35ZM16 103H19V105L18 104L16 105ZM42 103H43L42 108H45L47 111L44 109H41ZM66 103H67V105H66ZM29 104L30 105L32 104L31 105L32 107L34 106L33 109L30 107ZM38 104L40 107L37 106ZM64 104L68 108H66V106H64ZM116 104H117V106H116ZM124 104H126V105H124ZM49 106H50V109H49ZM10 107H11V110H10ZM27 107H28V109H27ZM59 107H60V111L57 110V111H54L52 113V110H51L52 108L58 109ZM20 108H23V109H21V111H20ZM39 108L42 111L44 110L43 113H42V111L39 110ZM62 108L64 109V111L62 110ZM104 108L106 109V111L103 110ZM123 108H126V109H123ZM3 109H6V110L8 109V110L6 111ZM120 109H121V111H119ZM22 110H23V112H22ZM29 110H30V112H29ZM9 111H10V113H9ZM125 111H127V112H125ZM55 112L58 116L55 114ZM44 113H46L49 117L45 114L47 116L46 117L44 115ZM63 113H65V114H63ZM126 113L127 114L130 113L131 115L128 114V118H127ZM143 113H145V114H143ZM66 114H67L68 118L66 117ZM146 114H148V116ZM36 115L39 117H37ZM141 115H142V117H140ZM144 116H145V118H144ZM40 117L43 120H41ZM55 118H58L56 122L54 120ZM63 118H66L68 121L66 119H63ZM48 121H50V123ZM216 121H215V123L210 122L209 123L210 127H221L219 129L222 131V134H223V130H224V128H226L224 123H222L219 120H216ZM61 122H62V126H61ZM212 122H214V121H212ZM48 123H49V125H47ZM43 124L46 126H44ZM129 124H133V125L130 127ZM214 125H217V126H214ZM133 126H134V128H133ZM199 126L200 125H196V128L199 129V131H200L201 126L200 127ZM240 131L243 133L246 130L245 129H243V131H242V129L238 130V133H240ZM139 132L141 133V135H139ZM163 132H165L166 135H164ZM167 133H169V135ZM244 133H246V132H244ZM131 134H133V135H131ZM49 136H51V137H49ZM164 136L166 137V139ZM189 136H190V138H189ZM195 136H197L198 138H196ZM235 136H237L238 139L235 138ZM41 137H43V138H41ZM178 137H180V138H178ZM184 137L186 138V140ZM167 138L168 139L170 138L169 144L167 143L168 142ZM195 138H196V140H195ZM199 138L201 139V141L203 143V147H201L202 143H201ZM208 138L210 141L208 140ZM48 139H50V140H48ZM158 139H159V142L161 144L158 142ZM172 139H173V141H172ZM188 139L191 143L189 141H187ZM191 139L193 141L194 140L195 141L192 143ZM203 139L205 140V144H204ZM184 140H185V142H187V144L184 142ZM237 140H238V142H237ZM140 141H142V143ZM163 142H166L165 145H163L164 144ZM45 143H47V144H45ZM61 143H63V144H61ZM137 143H140V144H137ZM153 143L156 145H154ZM178 143H180L181 146ZM151 144H152V146H151ZM166 144H168L170 147L168 145H167L168 147H165ZM173 144H174V146H172ZM86 145H87V148H86ZM138 145H139V147H138ZM156 146H157V148H156ZM175 146L177 148H175ZM182 146L183 147L185 146L184 147L185 150ZM88 147H89V149H88ZM136 147H137L136 151L132 153V150ZM161 147H164L165 149H162ZM181 147L183 148L182 149L183 152L180 149ZM225 147H227V148H225ZM48 148H50V149H48ZM149 148H150V151H152L151 152L152 155L150 153H148V152H150L147 150ZM197 148H198V150H197ZM154 149L159 150L160 153H158V156H157L158 150L156 151ZM172 149L174 151H172ZM44 150H45V152H44ZM161 150L162 151L165 150V152L163 153ZM193 150H194V152H193ZM195 150L199 151V152H196ZM95 151H97V153ZM155 151H156V154H155L156 156L154 155ZM169 152H172L173 154L172 153L170 154ZM203 152H204V154H203ZM127 153H129V154H127ZM147 153L149 155H147ZM183 153L185 155L184 157L182 156ZM191 153H192V155H190ZM78 154L81 158L78 156ZM128 155H130V156H128ZM153 155L155 156L156 160L160 157L159 155H161V157H160L161 159L159 158L158 159L159 161L157 160L156 161L157 163H156V162H154ZM174 155L175 156L177 155L179 157H177V156L174 157ZM187 155H189V156H187ZM151 156H152V158H151ZM162 156H164L165 159ZM173 158L176 159V162L174 161ZM179 158H180V160H179ZM186 158H187V160H185ZM217 158L219 160H214ZM78 159H80V160H78ZM169 159L173 160V162H171ZM165 160H167V161L165 163H163ZM168 160L170 161L171 164L169 163ZM221 160H223V161H221ZM150 161H152L155 164H153ZM161 162H162V164H164V165L166 164L167 166L161 165ZM231 163H232V165H231ZM2 164L3 165L5 164L4 166H6L7 169ZM149 164H151V167H149L150 166ZM172 164H174V165H172ZM256 164L259 166V168H260V166L264 167L263 164L262 165L261 164L259 165L258 163H256ZM256 164L251 163V166L252 167L255 166L254 168H258L256 166ZM56 165H58L59 167ZM91 165H93V166H91ZM152 165H153V167H155L153 169L154 171L151 170V168H153ZM173 166H175V167H173ZM204 166H206L205 163H204ZM197 168H199V166H197ZM204 168H205V170L202 168L203 172H205L208 169L206 167H204ZM168 169H169V171H168ZM176 169H177V171H176ZM5 172H6V174L8 173L7 176L5 175ZM183 172L186 175L183 174ZM153 173H157V174L153 175ZM188 173H189L190 178H187ZM237 173H240V172H237ZM192 174L193 175L197 174V175L192 176ZM162 175L163 176L166 175L165 178L167 176L168 177L166 179L160 178V177H162ZM220 175L222 176V179L220 178L221 177ZM234 175H236V177H234ZM246 175L248 177H252V178H247L248 181L247 180L244 181L246 179ZM9 176H12L14 180L12 179V177H9ZM14 176H15V178H14ZM182 176L185 179V181L182 178ZM214 177L217 179V181H215ZM241 177H242V179H240ZM151 178H154L155 180L157 179L156 180L157 182L153 181ZM158 178L160 179V182L158 181L159 180ZM162 179L164 182L162 181ZM189 179L192 181H190ZM186 180L188 181V183L186 182ZM198 180H200V181H198ZM259 180L260 179H258V178L256 180H254L255 182L258 181V182H256L257 183L256 185L259 184V182H260ZM58 181H61V182H58ZM194 181H196V182H194ZM213 181H215L217 183H215ZM179 183H181V184H179ZM190 183H192V184L190 185ZM183 184H185V185H183ZM212 184H213V186L215 185V187H214V188H216L215 190L213 189ZM104 185H106V186H104ZM24 187H25V189H24ZM49 187H50V189H48ZM90 187L93 189H91ZM188 187H189V190L187 191ZM103 188L105 189V191ZM209 188L213 192H211V191L209 192ZM2 189H4L5 192ZM196 190L198 191L197 194L195 193ZM205 190H207V191H205ZM217 190H219L220 194L218 193ZM192 191H195V192H192ZM215 191H217V193ZM34 192H38L37 194H39V197L37 194L34 197L32 194ZM97 192L99 194H97ZM106 192H107V194H106ZM190 192H192V196H191ZM202 192H204V194L206 193L207 197L210 196L211 194H212V196L214 194L213 197H215L216 196L215 193L217 195L219 194L220 196L218 195L215 198H213L211 196V198L210 197L207 198L206 196L204 197V194H203V197H204L203 198ZM193 193H194V195H193ZM207 193H209V194H207ZM186 194H188V195H186ZM223 194H225V193H223ZM31 196H33V198H35V199L31 198ZM41 196H42V198H41ZM91 196L92 197L94 196L98 199L100 198L101 203H99V204L103 205L104 208H102V209L104 210L105 216L102 219H100L99 221H95V223H96V224H94L95 229L92 227L93 228V230H92L88 226H86L82 229L80 226L78 227V223H77L78 214L75 215L73 211H75V208L77 207V205H78L77 208L85 207L83 204H81L79 202V198L87 197V198L91 199ZM112 196L117 197V198H114ZM194 196H198V197L200 196V198L198 199V197H194ZM237 196H239V197L237 198ZM44 197H45V199H43ZM40 198H41V200H39ZM201 198H203V199H201ZM51 199H53V200H51ZM71 199H73V202ZM191 199L192 200L195 199L194 201L198 200V202H196L194 204ZM214 199H215V201H214ZM221 199L223 200V204H222ZM204 200L207 202H205ZM28 201H30V202H28ZM220 201H221V203H219ZM41 202H42V204H41ZM92 202L97 204V202L95 200H92ZM199 202H200V204H199ZM183 203H185L186 206ZM189 203L192 205H189ZM204 203H206V204L208 203V204L206 205ZM22 204H24L25 207L21 208ZM62 204H65V205H62ZM69 204H70V206H69ZM182 204H183V206H182ZM53 206L58 207V210L61 211L62 213L57 212L58 213L57 214V213H54V211L51 212V210H52L51 208ZM79 206H81V207H79ZM90 206H93V205H90ZM177 206H180V207L175 208ZM192 206H196V207H194L195 212H194V209ZM213 206H211V207H213ZM130 207H131V210H130ZM142 207H143V209H142ZM211 207H210V209H211ZM133 208H134V210H133ZM23 209H26V211L25 210L23 211ZM30 209H32V210H30ZM35 209L36 210L38 209L39 211L37 210V212H36ZM141 209H142V211H141ZM189 209H191V210H189ZM234 210H235V208H234ZM22 211H23V213H22ZM65 211H68V212H65ZM125 211L126 212L128 211L129 213H126ZM209 211L210 210L208 209L207 215L213 216L214 213H212V212L210 213ZM24 212H29L28 214L31 215V217L27 213H24ZM33 212H35V213H33ZM182 212H184L185 215ZM66 213H68L67 214L68 217H65ZM83 213H86V211H83ZM40 214L44 215V216H42L44 218H42L40 216ZM45 214H46V216H45ZM55 214H56V218L53 219L52 216L55 217ZM72 214H74V215H72ZM227 214H228V212H227ZM203 215H204V213H203ZM20 216L23 218V220L21 219ZM49 216H51V217H49ZM59 216L63 217V218H61V222L59 221L60 220ZM234 216H237V215L234 213ZM26 217H29V218H26ZM24 218H26L28 221ZM67 218L68 219L70 218V219L66 222ZM71 218H72V220H71ZM243 218L246 219V216H244ZM63 219H65V221L62 222ZM55 220L57 222H59L60 224L59 225L56 224ZM42 221H44V222L42 223ZM154 221H155V223H154ZM215 221H216L215 219H210V220L205 219L206 224L204 227L201 228V230L203 229L205 231L207 229H210L211 226L217 224ZM45 222H46V224H45ZM64 222H66V223L63 224ZM47 223H49V225H52V227L48 226ZM5 224L6 223H3V226L7 229V226H5ZM39 224H40V226H39ZM53 225H54V227H53ZM3 226L2 227L0 226L2 228V230L4 228ZM31 226L34 228H32ZM55 226L56 227L58 226V228H57L58 230L55 229V231L56 230L58 231V232L56 231L58 234H55L54 233L55 231H53ZM39 227H41L40 230H39ZM45 227H47V228L45 229ZM66 227H68V228H66ZM75 227H76V229H75ZM1 228H0V231H1L0 232V234H1L0 235V252L2 249L1 253H3V254L5 253V254L1 255V253H0V256H4V257H1L2 259L4 258L3 259L4 261L3 262L0 261V264H2V263L3 264H12V263L13 264H27V263H19L20 257L17 258V256L22 255V257L24 258L25 253L23 252V250L21 248L14 247V246H12V244H11V246H12L13 250L15 249L14 251L19 252L20 254L19 255L17 254V256H15L16 259H14L15 257H9V259L8 258L5 259V257H8L9 255H11V252H6V251H8L9 249H12V248L6 247V246H8L6 244H8L10 241L7 240L8 234H5V233L2 234V232H4V231H2ZM5 228H4V230H5ZM43 228H44L45 232H46V230H48L47 231L48 234L47 233L44 234L45 232H44ZM62 228L66 229V230H62ZM86 229H87V231H85ZM49 230H50V232H49ZM73 230H74V232H73ZM173 230H175V231L173 232ZM177 230H178V232H177ZM179 230H180V232H179ZM41 231L43 232V234L40 233ZM158 231H162V232H159L160 234H158ZM68 232H69V235H68ZM80 232H82V233H80ZM182 232L183 233L185 232L187 234L185 235V233L183 234ZM7 233H8V230H7ZM36 233H38V234H36ZM52 233L54 234L55 239H53ZM178 233H180V234H178ZM225 233H227V232H225ZM32 234H30V235H32ZM51 234H52V236L50 237L49 235H51ZM42 235H46L47 237H49V239L50 238L51 239L48 240V238L46 236L41 237ZM96 236H97V234H95L93 236V238L96 239L97 238ZM186 236H187V238H186ZM188 236H191V237H188ZM68 237H69V239H68ZM195 237H196V239H195ZM184 238H185V241H183ZM188 238H189V240H186ZM108 239L110 240L111 237L109 236ZM55 240H57V241H55ZM104 240L105 239H102V243H100L99 246H101L102 248H105V249L112 247V242H109V240H108V242L105 244ZM188 241L190 243H188ZM5 242H6V244H5ZM63 244L65 245V247ZM62 248H64V249H62ZM53 250H56V249H53ZM88 250L90 251L91 249H88ZM139 250L142 253H138ZM188 252H191V253H188ZM68 254H70L72 256L73 253L70 252ZM137 254H138V258L142 257V258H139L140 260L137 259V257H136ZM150 254H151V256H150ZM215 254L217 256L216 259H219L221 264H232L231 259L229 257L226 258V256L224 255V249L223 248L218 247L216 249ZM76 255L78 256V254H76ZM143 256H144V258H143ZM146 257H149V258H146ZM1 258H0V260H2ZM202 262H199V263L201 264ZM204 263L205 262H203L202 264H204Z\"/></svg>",
  "mask_w": 264,
  "mask_h": 264
}]
</instances>
